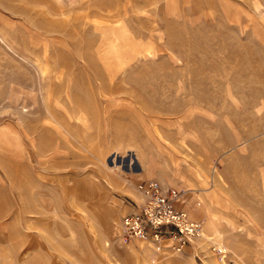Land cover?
<instances>
[{"label": "rangeland", "instance_id": "374dc122", "mask_svg": "<svg viewBox=\"0 0 264 264\" xmlns=\"http://www.w3.org/2000/svg\"><path fill=\"white\" fill-rule=\"evenodd\" d=\"M0 264H264V0H0Z\"/></svg>", "mask_w": 264, "mask_h": 264}, {"label": "built area", "instance_id": "2783aa9c", "mask_svg": "<svg viewBox=\"0 0 264 264\" xmlns=\"http://www.w3.org/2000/svg\"><path fill=\"white\" fill-rule=\"evenodd\" d=\"M136 192L142 201L135 203V211L123 218L124 235L152 241L161 240L166 235L181 248L191 239L199 237L201 224L175 209L173 203L177 195L174 191H165L152 180L137 184Z\"/></svg>", "mask_w": 264, "mask_h": 264}, {"label": "bare ground", "instance_id": "6f19581e", "mask_svg": "<svg viewBox=\"0 0 264 264\" xmlns=\"http://www.w3.org/2000/svg\"><path fill=\"white\" fill-rule=\"evenodd\" d=\"M199 236L201 238H203V239H208L209 240V238L204 233H202L201 231H200V235ZM134 239H135L136 242L137 241H144L145 240V239H139V238H134ZM138 245H139L140 249H143V247H142V245L144 246L143 243L139 242ZM145 252H147V251H145Z\"/></svg>", "mask_w": 264, "mask_h": 264}, {"label": "crops", "instance_id": "0c3cea01", "mask_svg": "<svg viewBox=\"0 0 264 264\" xmlns=\"http://www.w3.org/2000/svg\"><path fill=\"white\" fill-rule=\"evenodd\" d=\"M135 240V239H134ZM149 247V246H148Z\"/></svg>", "mask_w": 264, "mask_h": 264}]
</instances>
